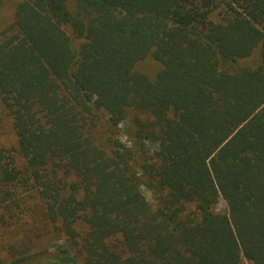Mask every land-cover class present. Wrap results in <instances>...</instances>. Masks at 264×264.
Masks as SVG:
<instances>
[{"label":"trees","instance_id":"16d2710c","mask_svg":"<svg viewBox=\"0 0 264 264\" xmlns=\"http://www.w3.org/2000/svg\"><path fill=\"white\" fill-rule=\"evenodd\" d=\"M0 104V264H264V0H26Z\"/></svg>","mask_w":264,"mask_h":264},{"label":"rangeland","instance_id":"374dc122","mask_svg":"<svg viewBox=\"0 0 264 264\" xmlns=\"http://www.w3.org/2000/svg\"><path fill=\"white\" fill-rule=\"evenodd\" d=\"M26 0H0L1 2V14H0V30L6 28L9 24L12 23L14 13L16 6L24 2ZM152 66L147 67H141L142 70L147 71L148 73L153 74L155 67L153 64ZM1 106V104H0ZM121 128L124 129V125H121ZM120 140L123 143H126V137L124 136V133L119 136ZM0 147L5 148L9 153L11 152L13 154L14 149L16 148V139L14 136V133L11 128L10 121L7 119L4 111L0 107ZM15 158L18 162H20V159L17 155H15ZM143 195L145 199L148 202L153 203V195L151 192L143 189L142 190ZM26 203L31 202L30 199H25ZM31 204V203H30ZM2 211V212H1ZM215 211L217 213H224L226 211V205L221 200L217 204ZM5 214V220H9V217L5 210L0 209V219ZM23 220H26V217H24ZM18 232L20 231V228L10 227L6 224H3L0 221V255L3 257H8L7 254L10 253L11 247H16L17 249H20V244L23 243L24 240V234L23 232L18 235ZM40 236V233H38ZM21 237L23 238V241H20ZM38 238V237H34ZM33 238V239H34ZM32 239V241H33ZM34 245L32 242V251L35 252H46L44 253V257L39 262V264H58V262H63L62 258H64L63 255H58L57 253H54V250L56 247H61L65 249V243L62 238L57 237L55 234L51 236H43L41 240L35 239ZM60 258V259H59ZM69 264V263H67Z\"/></svg>","mask_w":264,"mask_h":264}]
</instances>
